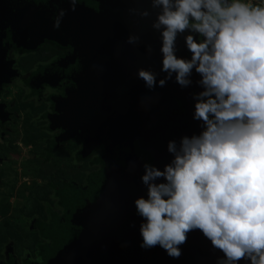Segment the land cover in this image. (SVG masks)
Masks as SVG:
<instances>
[{"label":"clouds","instance_id":"1","mask_svg":"<svg viewBox=\"0 0 264 264\" xmlns=\"http://www.w3.org/2000/svg\"><path fill=\"white\" fill-rule=\"evenodd\" d=\"M79 6L58 7L52 27ZM128 13L151 19L160 41L159 70L139 67L137 79L152 92L169 81L200 89L190 93L199 130L169 139L162 167L142 164L139 246L179 259L199 230L214 264H264V0H138ZM125 43L144 41L131 32ZM144 47L151 56L152 44Z\"/></svg>","mask_w":264,"mask_h":264},{"label":"water","instance_id":"2","mask_svg":"<svg viewBox=\"0 0 264 264\" xmlns=\"http://www.w3.org/2000/svg\"><path fill=\"white\" fill-rule=\"evenodd\" d=\"M137 3L138 0H80L77 10L69 11L61 29L55 30L50 17L58 7L67 8L68 0H0V85L16 76L12 66L4 62L12 48L34 50L49 42L71 49L72 53L49 71V75L68 78L76 85L58 103L53 122L69 139L79 138L85 152L98 146H104L106 152L107 169L92 179L89 192L76 186L65 191L70 221L82 231L60 238H56V231H48L54 248L47 254L46 264H130L137 262L132 252L135 248L148 258L153 253L139 246L137 224L130 227L137 222L133 200L142 187L135 154H139L141 146L146 160H151L154 138L149 125L154 102L165 108L167 104L163 102H172L177 92L184 94L178 102H189L190 93L200 89H181L169 81L166 87L152 92L137 79V68L151 66L158 71L161 62L159 34L151 28V19L140 20L128 13V8ZM131 32L140 34L144 43H125ZM6 36L8 43L3 48ZM179 43L180 54L187 55L182 38ZM144 44H152L151 56ZM193 78L198 76L194 74ZM135 119L138 127L130 130L135 133L123 136L121 129L134 124ZM125 148L132 155L116 162ZM125 243L127 246H122Z\"/></svg>","mask_w":264,"mask_h":264},{"label":"flooded vegetation","instance_id":"3","mask_svg":"<svg viewBox=\"0 0 264 264\" xmlns=\"http://www.w3.org/2000/svg\"><path fill=\"white\" fill-rule=\"evenodd\" d=\"M7 43L8 37L6 36L2 41L3 48ZM46 48L49 49L47 52L44 51ZM71 53V49L59 48L49 42H44L34 50L14 47L6 53L5 65H11L16 76L9 83L0 85V144L2 145L6 139L7 127L19 117L17 111H15L17 102L7 98L8 89L15 87L21 92V103L29 108L33 106L41 109L32 122L37 125L39 133L45 136L46 160H52L54 154L61 149L76 146V150L72 154L74 165L86 163L92 169V172L87 175L83 185L71 181L60 187H52L50 205L48 209L43 211L44 216L40 219L30 220L28 224L27 230L34 233L37 237V242L33 244L31 252L27 248L23 249L21 253L18 252L19 238H13L12 230H3L10 236V239L9 242L0 244V264H46L47 254L54 248V242L48 237V231H56V238L57 236L60 238L64 234L74 235L82 231V227L72 225L70 221L71 219L65 206V191L76 186L89 192L93 183L92 179L107 169L108 164L105 160L106 152L104 146H98L91 151L85 152L79 138L69 139L53 122L54 117L58 114V103L63 101L66 98V92L76 85L68 78L49 75V71H52L56 65L63 62ZM28 59L31 62L28 65H24V62ZM190 88L191 90L198 89L195 85ZM182 97H184V94L177 92L172 102H163V104H167V107L162 108L158 106V102H154V107L151 109L152 117L149 131L151 129L150 133L154 141L149 162L155 163L160 167L170 158L166 151L169 139L179 138L183 134H191L199 130L196 122L192 120L193 101L178 102V98ZM159 121L160 123L157 124ZM133 127L134 131H136V127H138L137 119H135L134 124L128 123L121 129L123 136L134 132H130ZM134 149L137 152L135 147ZM138 151L139 154H135V165L136 169L139 170L137 177L140 181V175L143 171L142 164L147 161V154L143 153V151L141 152V146ZM81 152L85 153L87 157L84 158ZM131 155V151L125 148L120 152L116 162H122ZM3 162L4 159L0 157V166ZM141 186V194L139 192L137 195L144 194L143 185L141 184ZM135 221H137L135 223L139 229L140 217L137 216ZM119 222L122 223L124 221L119 220ZM182 247L183 254L179 259L168 257L159 246L152 248L150 251L143 249L145 252L153 251L150 258H148L147 254L145 255L135 248L132 252L137 262L134 261L133 263L131 261L130 264H214L215 255L210 251V242L203 237L199 230L191 232L187 242ZM116 248L120 249V245H116ZM120 264L123 263L120 262Z\"/></svg>","mask_w":264,"mask_h":264},{"label":"rangeland","instance_id":"4","mask_svg":"<svg viewBox=\"0 0 264 264\" xmlns=\"http://www.w3.org/2000/svg\"><path fill=\"white\" fill-rule=\"evenodd\" d=\"M30 62L28 59L24 65ZM7 98L17 102L15 111L19 117L7 127L6 139L0 144V157L4 159L0 166V244L9 242L10 236L3 231L9 229L13 238H19L18 252L26 248L31 252L37 237L27 230L28 224L44 216L52 187L71 181L83 185L92 169L86 163L74 165L72 154L76 146L57 151L47 161L45 136L32 122L41 109L21 103V92L15 87L8 89Z\"/></svg>","mask_w":264,"mask_h":264},{"label":"trees","instance_id":"5","mask_svg":"<svg viewBox=\"0 0 264 264\" xmlns=\"http://www.w3.org/2000/svg\"><path fill=\"white\" fill-rule=\"evenodd\" d=\"M81 154H82V156H83L84 158L87 157V155H85V153L81 152Z\"/></svg>","mask_w":264,"mask_h":264}]
</instances>
